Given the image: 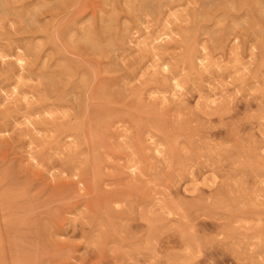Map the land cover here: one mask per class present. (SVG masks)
I'll list each match as a JSON object with an SVG mask.
<instances>
[{
	"label": "rangeland",
	"instance_id": "1",
	"mask_svg": "<svg viewBox=\"0 0 264 264\" xmlns=\"http://www.w3.org/2000/svg\"><path fill=\"white\" fill-rule=\"evenodd\" d=\"M0 72V264H264V0H0Z\"/></svg>",
	"mask_w": 264,
	"mask_h": 264
},
{
	"label": "bare ground",
	"instance_id": "2",
	"mask_svg": "<svg viewBox=\"0 0 264 264\" xmlns=\"http://www.w3.org/2000/svg\"><path fill=\"white\" fill-rule=\"evenodd\" d=\"M142 42H143V41H142ZM203 46H204V45H203ZM153 47H154V46H153ZM153 50H154V49H153ZM206 56H208V55H206ZM205 58H207V57H205ZM205 58H204V59H205ZM23 61H24V60H23ZM158 61H159V60H157V61L155 60L154 62H158ZM21 62H22V61H21ZM200 62H201V61H200ZM204 64H205V63H204ZM168 68H169V67H168ZM155 69H156V68H155ZM167 70H168V69H167ZM20 71H21V70H20ZM0 73H2V72H0ZM167 73H168V71H167ZM20 75H21V74H20ZM19 78H20V77H19ZM15 88H16V87H15ZM15 88H14V89H15ZM180 88H182V87H180ZM15 90H16V89H15ZM24 97H25V96H24ZM50 138H51V137H50Z\"/></svg>",
	"mask_w": 264,
	"mask_h": 264
}]
</instances>
